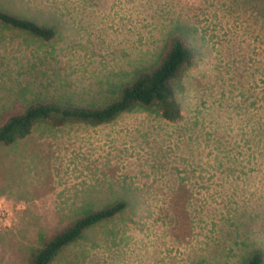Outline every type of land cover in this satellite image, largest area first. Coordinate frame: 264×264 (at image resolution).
I'll list each match as a JSON object with an SVG mask.
<instances>
[{"label": "rangeland", "instance_id": "rangeland-1", "mask_svg": "<svg viewBox=\"0 0 264 264\" xmlns=\"http://www.w3.org/2000/svg\"><path fill=\"white\" fill-rule=\"evenodd\" d=\"M55 29L0 25V118L36 98L100 105L158 60L170 31L196 56L182 117L135 107L101 125L37 124L0 145V264L123 199L52 264H244L264 253V0H0Z\"/></svg>", "mask_w": 264, "mask_h": 264}, {"label": "trees", "instance_id": "trees-1", "mask_svg": "<svg viewBox=\"0 0 264 264\" xmlns=\"http://www.w3.org/2000/svg\"><path fill=\"white\" fill-rule=\"evenodd\" d=\"M0 25L45 42L55 37L53 27L40 25L5 10H0ZM195 56L194 47L180 33L170 31L156 63L149 68L137 70L129 81L118 86L112 99L100 105H75L50 98L33 99L20 110L1 116L0 145L16 144L28 137L39 123L52 127L68 123L101 125L112 122L135 107H155L162 119L176 122L182 117L181 105L176 96V83L193 64ZM127 205L126 200L118 199L77 217L71 224L42 240L40 246L31 253L30 264H52L59 253L75 243L85 230L113 219ZM244 264H264V253L255 249L248 254Z\"/></svg>", "mask_w": 264, "mask_h": 264}]
</instances>
